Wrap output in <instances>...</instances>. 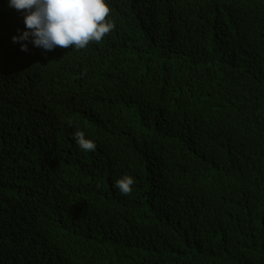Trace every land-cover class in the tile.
I'll use <instances>...</instances> for the list:
<instances>
[{
  "label": "trees",
  "instance_id": "trees-1",
  "mask_svg": "<svg viewBox=\"0 0 264 264\" xmlns=\"http://www.w3.org/2000/svg\"><path fill=\"white\" fill-rule=\"evenodd\" d=\"M107 2L45 51L0 0V264H264V0Z\"/></svg>",
  "mask_w": 264,
  "mask_h": 264
},
{
  "label": "clouds",
  "instance_id": "clouds-1",
  "mask_svg": "<svg viewBox=\"0 0 264 264\" xmlns=\"http://www.w3.org/2000/svg\"><path fill=\"white\" fill-rule=\"evenodd\" d=\"M9 7L23 11L26 30L14 36V42L27 41L45 51L56 47L86 48L90 43H100L111 33L115 23L108 19L111 8L107 0H9ZM27 51V43L21 44ZM73 126V121H68ZM74 139L80 150L94 151L96 144L87 139L84 131L77 129ZM135 180L130 175L115 180L114 186L125 196H130Z\"/></svg>",
  "mask_w": 264,
  "mask_h": 264
}]
</instances>
